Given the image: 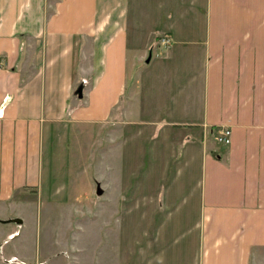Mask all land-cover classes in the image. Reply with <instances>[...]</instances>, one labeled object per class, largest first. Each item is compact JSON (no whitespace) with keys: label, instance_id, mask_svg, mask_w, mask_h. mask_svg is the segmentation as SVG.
<instances>
[{"label":"crops","instance_id":"obj_1","mask_svg":"<svg viewBox=\"0 0 264 264\" xmlns=\"http://www.w3.org/2000/svg\"><path fill=\"white\" fill-rule=\"evenodd\" d=\"M148 3L136 16L131 0H0V264H27L25 218L12 219L33 199H54L71 132L120 121L166 129L170 160L180 148L179 195L187 197L180 222L163 224L187 236L129 242L121 264H264V0ZM160 47L162 55H149ZM130 64L142 75L122 105ZM133 106L149 120L117 119ZM220 127L230 129L227 144L216 140ZM39 256L60 264L50 252Z\"/></svg>","mask_w":264,"mask_h":264},{"label":"rangeland","instance_id":"obj_2","mask_svg":"<svg viewBox=\"0 0 264 264\" xmlns=\"http://www.w3.org/2000/svg\"><path fill=\"white\" fill-rule=\"evenodd\" d=\"M148 1L131 0V11L136 16H145V11L151 8ZM164 50L160 47L149 55L151 52L162 55ZM133 66L129 65L128 85L119 94L122 105L129 104L130 87H134L136 77L142 75V70L134 71ZM140 80L144 77L139 78L138 91L133 95L138 98L135 103L138 108L143 107ZM153 95L149 94L147 100L155 99ZM154 106L151 105L150 114L154 113ZM133 108L131 117L121 114L117 119L123 116L122 119L141 123L149 120L144 112ZM117 123L114 129H87L85 124V129H79L82 133L79 137L71 132L67 178L64 181L54 177L59 183L54 186V199H38L37 202L33 199L28 205L26 202L22 215L14 217L21 221V216L25 218L20 225L19 238L26 241V252L20 262L42 264L39 253L47 257L50 252L60 264H98V258L105 263L121 264L131 250L129 242L153 237L181 240L187 236V230L178 231L175 226L166 233L163 229V224L169 222L168 216H172V222H180L179 209L187 199L179 195L183 165L175 154L179 155L180 148L174 150L175 160L172 161L169 159L172 146L163 138L166 129H124L122 121ZM57 170L62 171L61 165H57ZM98 185L102 189L99 194L96 193ZM170 193L174 197L169 203ZM11 230L14 233L15 226ZM1 249L0 245V252ZM53 263L45 261V264Z\"/></svg>","mask_w":264,"mask_h":264},{"label":"built area","instance_id":"obj_3","mask_svg":"<svg viewBox=\"0 0 264 264\" xmlns=\"http://www.w3.org/2000/svg\"><path fill=\"white\" fill-rule=\"evenodd\" d=\"M159 42L163 46H167L171 43V37L167 34L163 35ZM216 140L222 143H229L230 141V129L228 127H220L216 131Z\"/></svg>","mask_w":264,"mask_h":264},{"label":"water","instance_id":"obj_4","mask_svg":"<svg viewBox=\"0 0 264 264\" xmlns=\"http://www.w3.org/2000/svg\"><path fill=\"white\" fill-rule=\"evenodd\" d=\"M149 59V58H148ZM148 59H147V61H148ZM77 94H78V96L79 97H81V86H79L78 88H77ZM101 192V189L99 188V186L97 187V191H96V193L97 194H99ZM13 221H15V222H21V219L20 218H14V219H12Z\"/></svg>","mask_w":264,"mask_h":264}]
</instances>
